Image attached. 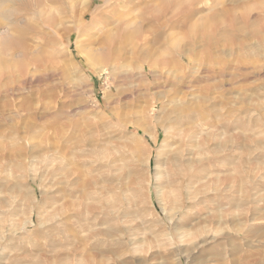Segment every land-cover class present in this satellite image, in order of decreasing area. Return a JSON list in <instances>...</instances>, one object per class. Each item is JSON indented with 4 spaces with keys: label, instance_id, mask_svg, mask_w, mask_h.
Instances as JSON below:
<instances>
[{
    "label": "rangeland",
    "instance_id": "1",
    "mask_svg": "<svg viewBox=\"0 0 264 264\" xmlns=\"http://www.w3.org/2000/svg\"><path fill=\"white\" fill-rule=\"evenodd\" d=\"M0 264H264V0H0Z\"/></svg>",
    "mask_w": 264,
    "mask_h": 264
},
{
    "label": "bare ground",
    "instance_id": "2",
    "mask_svg": "<svg viewBox=\"0 0 264 264\" xmlns=\"http://www.w3.org/2000/svg\"><path fill=\"white\" fill-rule=\"evenodd\" d=\"M181 125V124H180ZM180 128V127H179ZM177 129V128H176ZM175 142V141H174ZM175 144H177V143H175ZM179 155H176V156H174L173 158H172V160H171V162L173 163V164H175V165H177V163L178 162H180V160L178 159L179 157H178ZM200 160V159H199ZM199 160L197 161V162H199ZM196 161V160H195ZM117 172V171H116ZM165 175H166V173H165ZM158 176V175H157ZM166 182H167V180H166ZM168 184V183H167ZM124 185H125V183H124ZM189 196H191V193H189ZM172 218L170 217V220H171ZM29 222V221H28ZM31 223V222H30ZM32 224V223H31ZM41 224H42V222H41ZM40 224V225H41ZM43 225V224H42ZM189 236V234H187V235H183L182 237H181V239H185L186 237H188ZM182 246V245H181Z\"/></svg>",
    "mask_w": 264,
    "mask_h": 264
}]
</instances>
